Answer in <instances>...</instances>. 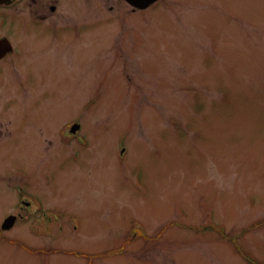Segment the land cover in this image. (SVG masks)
I'll list each match as a JSON object with an SVG mask.
<instances>
[{"label":"rangeland","instance_id":"obj_1","mask_svg":"<svg viewBox=\"0 0 264 264\" xmlns=\"http://www.w3.org/2000/svg\"><path fill=\"white\" fill-rule=\"evenodd\" d=\"M89 2L57 31L28 28L39 41L75 35L51 38L63 52L40 57L31 108L58 130L78 122L85 146L58 143L56 160L28 166L18 145L0 160L1 175L47 174L51 194L34 189L69 229L18 221L2 238L53 251L0 241V264H264V0H160L135 14ZM10 193L0 183V220Z\"/></svg>","mask_w":264,"mask_h":264},{"label":"flooded vegetation","instance_id":"obj_2","mask_svg":"<svg viewBox=\"0 0 264 264\" xmlns=\"http://www.w3.org/2000/svg\"><path fill=\"white\" fill-rule=\"evenodd\" d=\"M78 6L81 10L90 11L89 0H0V153L3 151L6 155H11L19 145L28 150L25 157L28 162L49 161L53 159L58 148L59 134L60 138H63L61 140H69L72 136L55 128L51 114L35 112L31 106L38 91V83L42 80L38 65L44 63L42 58L46 53L53 51L57 55L61 50L51 44V38L56 37L61 43L73 39L75 35L60 40L56 33L52 32L50 37L39 41L37 33H28V28L29 25L35 28L46 26L57 31V19L63 16L67 9H75ZM130 11L135 12V9L131 8ZM89 24L90 22L87 26L83 25V29L78 31L86 30ZM65 27L62 29L74 31L73 26ZM48 40L50 44L45 45ZM42 46L49 47L41 48ZM68 52L71 53L72 50ZM32 55L39 57L29 59L28 56ZM85 59L84 53L82 62H85ZM55 60H58L57 56ZM28 64L31 69L25 74L24 68ZM24 78H31L36 86L25 82ZM26 94L28 102L24 99ZM11 112H17V120L10 115ZM2 175L7 178L0 179V183L9 182L16 190V193H10L3 199L9 200L10 208L18 209L17 214H14V223L19 221L35 229H42L44 225L54 223L34 189L39 182L35 176L11 179L10 174ZM9 213L7 214L10 215ZM7 214L1 218L0 223Z\"/></svg>","mask_w":264,"mask_h":264},{"label":"water","instance_id":"obj_3","mask_svg":"<svg viewBox=\"0 0 264 264\" xmlns=\"http://www.w3.org/2000/svg\"><path fill=\"white\" fill-rule=\"evenodd\" d=\"M129 1L131 4L138 6V7H146L147 5H149L150 3H152L155 0H127Z\"/></svg>","mask_w":264,"mask_h":264}]
</instances>
